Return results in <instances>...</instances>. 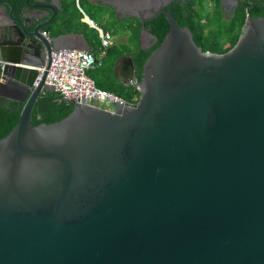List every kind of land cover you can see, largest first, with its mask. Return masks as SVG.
<instances>
[{
  "label": "water",
  "instance_id": "obj_1",
  "mask_svg": "<svg viewBox=\"0 0 264 264\" xmlns=\"http://www.w3.org/2000/svg\"><path fill=\"white\" fill-rule=\"evenodd\" d=\"M35 1L0 0V95L22 101L0 137V264H264V15L212 52L166 7L136 100L79 99L32 123L51 50L89 49L50 36L55 4ZM144 1L106 3L143 22L168 0ZM138 38L156 40L142 23ZM112 71L128 85L132 56Z\"/></svg>",
  "mask_w": 264,
  "mask_h": 264
},
{
  "label": "trees",
  "instance_id": "obj_2",
  "mask_svg": "<svg viewBox=\"0 0 264 264\" xmlns=\"http://www.w3.org/2000/svg\"><path fill=\"white\" fill-rule=\"evenodd\" d=\"M8 1L12 5V12L14 13L20 11L24 6V0ZM208 2L209 5H212V8H208ZM239 3L240 4L235 13L229 17H226L221 13L219 0H186L182 5L181 10L176 11L171 7L170 12L176 18L179 25H186L192 29L193 38L202 50L221 52L228 49L235 42L240 27L244 23V19L247 15H264V0H240ZM59 14L61 16V27L65 26L66 23H69V19H67L69 11L65 2L62 3V8ZM92 17L95 18L96 16L93 15ZM136 23L137 25L132 30L133 33L131 37L133 38H130L128 42L124 41L122 44H124V47L126 48V54L132 56L134 77L139 80L141 64L150 50L162 39L167 29V22L164 15L160 13L144 23V26L156 36L155 42H153L146 50L139 47V21ZM76 25L75 28L83 33L89 44L92 46V51L95 54L102 51L97 30L90 27L86 20H77ZM50 26L51 23L44 27L50 29ZM131 27L134 26L132 25ZM89 29L96 30L94 31L92 38L88 35ZM112 50L113 46H108L105 53L114 54ZM115 54L116 55L112 56L110 67L113 59L122 53ZM94 81L97 86L117 94L126 101L136 100L138 92L132 85L126 86L120 81L105 82L104 80L97 79ZM56 95L57 94L54 90L45 89L41 91L31 109L30 117L32 123L40 121L47 122L73 105V103L58 101ZM21 105L22 101L7 99L0 95V137L6 134L17 120Z\"/></svg>",
  "mask_w": 264,
  "mask_h": 264
},
{
  "label": "built area",
  "instance_id": "obj_3",
  "mask_svg": "<svg viewBox=\"0 0 264 264\" xmlns=\"http://www.w3.org/2000/svg\"><path fill=\"white\" fill-rule=\"evenodd\" d=\"M77 4V0H75ZM90 27L96 28L99 36V43L102 51L99 54L91 49H79L74 47H64L52 49L50 63L44 78V83L53 87L56 92V99L65 103H75L79 99L103 98L115 102L126 101L117 94L99 87L87 71L101 62L106 47L111 44V33L99 28L91 18L86 19ZM0 60V65L2 64ZM43 66L36 67L37 73L33 81L35 84ZM128 85H132L139 91V81L134 76L128 80Z\"/></svg>",
  "mask_w": 264,
  "mask_h": 264
},
{
  "label": "rangeland",
  "instance_id": "obj_4",
  "mask_svg": "<svg viewBox=\"0 0 264 264\" xmlns=\"http://www.w3.org/2000/svg\"><path fill=\"white\" fill-rule=\"evenodd\" d=\"M78 3H79V7L81 8V10L75 5L76 7L75 11L77 12V14L79 16L80 15L83 16V14L91 16V13L93 12L99 13L100 17L98 20L104 27L108 28L107 30H109L112 33V38L114 40L113 43L109 45V46H113L112 51L114 54H109V53L104 52L102 62L99 65H96L95 67L90 68L87 71L88 75L92 77L94 80L95 79L104 80L105 82L119 81L112 71V65L110 67L111 59H112V56L116 55L115 53L126 54L125 52L126 48L124 47V44L122 43L124 41L128 42L130 38L131 39L133 38L131 37L133 33L132 30L133 28H135L137 23L135 22L134 19L129 18V17L119 18V19L113 18L112 16L113 13L110 11V9H108L105 6L94 5L88 0H78ZM104 13H108L109 16H106ZM132 24L134 27H131ZM110 25H114V26H110ZM96 30L89 29L88 35L90 38L93 37L94 31ZM129 35L130 37L128 38Z\"/></svg>",
  "mask_w": 264,
  "mask_h": 264
},
{
  "label": "flooded vegetation",
  "instance_id": "obj_5",
  "mask_svg": "<svg viewBox=\"0 0 264 264\" xmlns=\"http://www.w3.org/2000/svg\"><path fill=\"white\" fill-rule=\"evenodd\" d=\"M30 2H34V0H29ZM89 2H91L92 4H94V5H100V3H104V4H102V6H105V7H107L108 9H110V11L113 13L112 14V16H113V18H118L117 16H119L120 15V12H117V13H115L114 11H113V8L111 7V6H109V5H107L106 4V2H107V0H88ZM130 1V4H135V0H129ZM142 1V0H141ZM186 0H168L164 5H162L161 6V8L160 9H158L157 11H155V16L157 15V14H160L161 13V10H163V9H165L166 7H168L169 8V10H170V8L172 7L174 10H176V11H178V10H181L182 9V5H183V3L185 2ZM239 1L240 0H236V3H232V4H230V5H228L227 6V9H223L222 7H220L221 8V13L223 14V15H225L226 17H229V16H231L232 14H234L235 13V11H236V9L238 8V6H239ZM63 2H65L66 4H67V6H68V11H69V15L67 16V19H69V23L71 22V20H75L76 22H77V20L78 21H84V20H86V18L88 17V18H92L93 19V21H94V23L97 25V24H101L100 22L98 23V21L95 19V18H98L99 19V17H100V14L99 13H97V12H93V13H91V16L90 15H84L83 14V16H79L78 14H77V12L75 11L76 10V7H75V5H76V2H75V0H58V1H56V2H53L54 4H55V12H54V15L52 16V18H51V21H50V23H52V22H55V21H59L60 22V20H61V16H60V14H59V12H60V10H61V8H62V3ZM57 3V4H56ZM77 3H78V0H77ZM79 4V3H78ZM208 4V8H212V5H209V2L207 3ZM144 5H145V7L146 8H148L149 6H150V0H149V2H145L144 1ZM77 6V5H76ZM221 6V5H220ZM50 14V11H49V13H48V15ZM106 16H109V14L108 13H104ZM121 14H124L123 12H121ZM162 14V13H161ZM93 15H95L96 17L94 18V17H92ZM248 16V15H247ZM129 18H132V19H134L135 20V22H137V21H139V28H140V25H141V23L143 24V26H144V23L146 22V21H148V20H150V19H146V20H144L143 22H140V20L138 19V18H136L135 16H128ZM154 17V16H153ZM145 18H147V17H145ZM59 19V20H58ZM87 22V21H86ZM69 23H66V25L65 26H62V29L63 28H65V27H68V25H69ZM134 24V23H133ZM132 24V25H133ZM131 25V26H132ZM110 26H114V25H110ZM102 27V29H104V26H101ZM145 27V26H144ZM96 29V28H95ZM138 31H139V29H138ZM127 38V37H126ZM144 41H147V39H145ZM147 42H150V40H148ZM138 43H139V38H138Z\"/></svg>",
  "mask_w": 264,
  "mask_h": 264
},
{
  "label": "crops",
  "instance_id": "obj_6",
  "mask_svg": "<svg viewBox=\"0 0 264 264\" xmlns=\"http://www.w3.org/2000/svg\"><path fill=\"white\" fill-rule=\"evenodd\" d=\"M36 1H38V0H36ZM35 1V2H36ZM56 1H58V0H43V2H56ZM57 4V3H56ZM102 4H104L103 2L102 3H100V6H102ZM107 4V3H106ZM77 5V7L81 10V8L79 7V4L77 3L76 4ZM107 5H109V4H107ZM109 6H111V5H109ZM112 8H113V6H111ZM31 10L32 9H29V8H26V9H24V12H23V15H25V16H29V15H31ZM7 11V7H4L3 5H1L0 4V23H2V22H4V19H5V12ZM113 11L115 12V13H117V12H119V11H115L114 10V8H113ZM19 12V11H18ZM17 12V13H18ZM49 13V12H48ZM48 13H46V11L45 10H42L41 11V14H43L44 16L41 18V19H44V18H46L47 16H48ZM128 16H131V15H126V14H121V12H120V15L119 16H117L118 17V19L119 18H125V17H128ZM87 19V18H86ZM92 19V18H91ZM97 21H98V23L100 22L99 20H98V18H95ZM93 20V19H92ZM60 22L59 21H55V22H52L51 23V26H50V29H46L45 27H44V29L47 31V32H51L49 35L50 36H55V35H57V34H62V33H64V34H67V33H70V34H74L71 38H63L62 39V41L61 42H63L65 45H77V44H82L81 42H80V39H76L77 37L75 36V34H79V35H82V37H83V40H85V42L88 44V46H89V49H91L92 50V46L89 44V42L87 41V39L85 38V36L83 35V33L82 32H80L78 29H76L75 27L77 26L76 25V21L75 20H71V22L69 23V25H68V27H65V28H63L62 29V27L60 26ZM97 26L99 27V28H101L102 29V27L101 26H103L102 24H97ZM108 28H106V27H104V29L103 30H107ZM107 31H109V30H107ZM55 32V33H54ZM98 32V31H97ZM110 32V31H109ZM111 33V32H110ZM111 35H112V33H111ZM98 38H99V36H98ZM113 38L111 37V43H113ZM110 45V44H109ZM108 45V46H109ZM107 46V47H108ZM106 47V48H107ZM106 50V49H105ZM100 53V51L99 52H97L95 55H97V54H99ZM102 59H103V56H102V58H101V62H102Z\"/></svg>",
  "mask_w": 264,
  "mask_h": 264
}]
</instances>
